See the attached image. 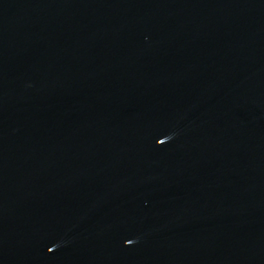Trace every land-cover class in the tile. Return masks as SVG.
<instances>
[{
  "label": "water",
  "instance_id": "1",
  "mask_svg": "<svg viewBox=\"0 0 264 264\" xmlns=\"http://www.w3.org/2000/svg\"><path fill=\"white\" fill-rule=\"evenodd\" d=\"M0 264H264V0H0Z\"/></svg>",
  "mask_w": 264,
  "mask_h": 264
}]
</instances>
